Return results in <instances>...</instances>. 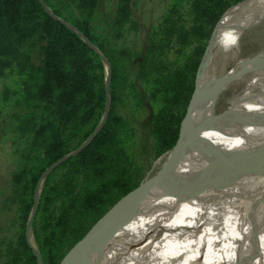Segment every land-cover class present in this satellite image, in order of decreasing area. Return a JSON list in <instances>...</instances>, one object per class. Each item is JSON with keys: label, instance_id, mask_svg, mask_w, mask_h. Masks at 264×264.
<instances>
[{"label": "rangeland", "instance_id": "1", "mask_svg": "<svg viewBox=\"0 0 264 264\" xmlns=\"http://www.w3.org/2000/svg\"><path fill=\"white\" fill-rule=\"evenodd\" d=\"M212 1L98 0V20L108 22L100 30L107 28L110 34L115 101L111 107L110 99L111 115L108 118V113L104 122L109 119L104 147L92 145L85 157H76L52 173L54 168L44 194L43 183L49 174L41 183L36 228L45 248H53L55 264H71L82 243L106 218L169 169L202 71L210 76L222 72V76L232 66L234 77L216 99V120L231 109L246 84L264 72V15H257L254 5L235 14H254L255 19L242 29L235 43L231 41L228 57L223 58L224 52L219 49L234 31L221 36L222 43L219 39L211 52L214 32L227 12L250 0ZM206 7L214 8L213 13L203 14ZM212 14L215 21L209 20ZM18 29L0 8V264H38L34 250L42 256L33 237L35 216L30 242L26 227L37 182L49 166L50 142L58 136L68 145L76 144L87 126L82 130L71 122L62 127L58 118L61 110L38 98L44 73L39 46ZM210 52L211 59L203 66ZM68 71L72 73L74 67L69 66ZM221 76L199 107L214 92ZM84 111L81 108L79 115ZM156 125L167 133L162 136V131L156 132ZM173 134L176 140L165 145L163 140ZM256 146H264V126ZM231 148L225 151L227 155ZM123 181L126 187L121 185ZM89 192L103 201L90 200ZM105 253L102 250L100 257Z\"/></svg>", "mask_w": 264, "mask_h": 264}, {"label": "bare ground", "instance_id": "2", "mask_svg": "<svg viewBox=\"0 0 264 264\" xmlns=\"http://www.w3.org/2000/svg\"><path fill=\"white\" fill-rule=\"evenodd\" d=\"M252 5L257 8V15H264V0H250L227 12L214 32L211 52L224 33L234 31L233 37L219 49L224 52L223 58L228 57L227 49L233 45L231 41L235 43L242 29L255 19L254 14L244 17L235 14ZM211 52L203 66L208 65ZM231 67L226 68L222 76V72L214 76L208 75L206 70L200 73L193 102L182 126V140L170 165L171 170H176L182 151L191 149L193 155L179 172L182 171L184 176H208L220 189L200 191L184 202L157 198L100 248V252L106 250V253L97 264H264V203L251 217L241 215L238 208L243 197L253 192L259 195L262 175L258 169L242 167L233 161V157L258 163L264 159V146L259 149L256 146L264 126V72L251 78L231 109L216 120L213 129H195L185 137L191 125L214 115L216 99L234 77ZM220 76L214 92L199 107ZM223 78L227 82L220 83ZM229 146L232 148L227 155L225 151ZM223 157H228L225 164L212 165L213 161Z\"/></svg>", "mask_w": 264, "mask_h": 264}, {"label": "trees", "instance_id": "3", "mask_svg": "<svg viewBox=\"0 0 264 264\" xmlns=\"http://www.w3.org/2000/svg\"><path fill=\"white\" fill-rule=\"evenodd\" d=\"M43 2L50 8L53 14L81 31L108 58L111 63L109 91L111 107H113L116 88L114 86V68L109 57L110 34L107 32V28L102 31L100 30V27H106L108 22L105 24V20H98V0H43ZM220 2L222 3V0ZM0 8L10 17V22L14 24V27L16 29L19 28L18 31L22 30L24 36H30L33 38L32 42L39 46L37 48L38 58L40 59L44 73L38 89V98L43 100L47 106L49 103H54L61 110L58 118H60L62 127L71 122L75 124V127L81 126L82 130L83 125L87 126L82 138L76 144L68 145L66 140L54 136L47 151V166L79 146L100 121L106 101L105 66L98 53L89 47L77 33L67 28L61 22L53 19L44 10L38 0H0ZM123 8L121 7V10L118 9V12L122 11ZM66 9L71 11L67 12ZM223 9L224 7H222L221 11ZM213 11L214 8L206 7L203 10V14L213 13ZM211 16L212 18L209 20L215 21L216 19L213 18L214 15L212 14ZM30 27L36 30L37 33H33L29 29ZM225 34L228 33L226 32ZM221 43L222 39L220 38L219 44ZM69 66L74 67L72 73L68 71ZM56 93H59V95L55 97ZM81 108H84L85 111L82 115H79ZM110 115L111 111L109 112L108 118H110ZM108 120L89 145L76 156L60 164L52 173L70 164L76 157H85L88 149L92 145L104 147ZM155 131H162V136H164L168 130L156 125ZM175 140L176 135L173 134L171 138L164 139L163 143L170 146ZM52 173L47 176L43 183L42 194L48 188L49 178ZM37 174L32 179L34 182L37 181L39 176ZM84 179L86 180L87 176ZM84 179L83 181L86 182ZM126 184V181L121 183L124 187L127 186ZM88 198L92 201L96 199L101 202L103 201L100 196L92 192L88 193ZM36 217L37 214L33 221V237L41 253L43 263L55 264L53 248L47 247L46 249L44 241L40 238L36 228ZM59 218H62V216Z\"/></svg>", "mask_w": 264, "mask_h": 264}, {"label": "water", "instance_id": "4", "mask_svg": "<svg viewBox=\"0 0 264 264\" xmlns=\"http://www.w3.org/2000/svg\"><path fill=\"white\" fill-rule=\"evenodd\" d=\"M42 5L44 10L55 20L61 22L67 28L71 29L75 33H77L81 39L91 47L96 53L101 57L104 65L106 66V76H105V91H106V101H105V109L103 111L102 117L92 133L77 147L75 150L63 155L56 161H54L51 165H49L39 177L37 182V186L35 188L34 193V201L31 208L30 216L27 222L26 232L28 236V242H30V230L33 218L37 211L38 206V196L39 189L41 183L44 178L57 166L71 158L72 156L77 155L81 152L99 133L101 128L104 125V122L108 116L109 108H110V98H109V85H110V65L105 57V55L99 51V49L92 44L88 38L74 26L64 21L60 17L53 14L50 8L43 2V0H38ZM205 59V58H204ZM227 82L226 79L223 78V82ZM219 84V83H218ZM198 86V85H197ZM197 89V88H196ZM223 90V89H222ZM221 90V91H222ZM216 124V118L214 115L208 117L207 120H199L198 123L191 125L187 129V133L185 135L189 136L190 133H193L194 130L207 131L213 129ZM179 144L181 142V133H180ZM178 144V146H179ZM191 149L183 150L180 154V160L178 163V167L176 170L167 169L163 173L156 176L153 181L145 186L140 188L132 198H130L124 206L115 213L114 215L106 218L97 229L82 243L76 257L72 261L71 264H97L100 257V248L106 243L111 241L116 235L122 232L130 222L145 208L150 206L157 198L167 197L173 199L174 202H184L187 199H191L195 197L200 191L203 190H219V185L210 177L205 175H189L184 176L180 168L184 165L186 160L192 156ZM177 154V153H176ZM176 157V156H175ZM231 158V156H229ZM228 157L220 158L216 161L212 162V165L219 166L225 164ZM233 161L236 162L237 165L242 167H251L259 170V174L262 175L263 183L259 185V195L255 192L249 196H245L242 198V202L239 204L238 208L241 210L240 214H244L247 217L254 216L257 211H259L261 206L264 203V159L258 162H252L250 159H239L233 157ZM152 198L151 200H148ZM235 214V213H234ZM232 215V214H231ZM234 217V215H232ZM231 216V217H232ZM34 255L38 261V264H43L42 258L38 255V253L34 250Z\"/></svg>", "mask_w": 264, "mask_h": 264}]
</instances>
